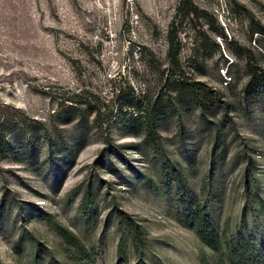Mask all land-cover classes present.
Segmentation results:
<instances>
[{
    "label": "rangeland",
    "instance_id": "obj_1",
    "mask_svg": "<svg viewBox=\"0 0 264 264\" xmlns=\"http://www.w3.org/2000/svg\"><path fill=\"white\" fill-rule=\"evenodd\" d=\"M178 1L0 0V264H264V0Z\"/></svg>",
    "mask_w": 264,
    "mask_h": 264
},
{
    "label": "trees",
    "instance_id": "obj_2",
    "mask_svg": "<svg viewBox=\"0 0 264 264\" xmlns=\"http://www.w3.org/2000/svg\"><path fill=\"white\" fill-rule=\"evenodd\" d=\"M182 0H179L177 3V7L181 6ZM192 10H188L187 13H192ZM145 112L142 115L145 121H147L148 124H150V127H152L155 123V118H151L149 116V110L144 109ZM143 110V111H144ZM147 128V127H146ZM251 180V179H250ZM250 184H252V180L250 181ZM247 187L246 185L244 188ZM184 199L188 203V211L185 220L187 223H189L190 226H192L196 232V235L198 239L204 243L206 246H209L211 248H219L221 247L220 243V237H218L217 232L214 230L211 222L210 217L208 213L206 212L205 204H198L197 196L190 193L185 192ZM85 203V196L81 198L80 201V207L83 206ZM127 228L129 229V240L130 245L134 253L136 254V263H138V260L141 256V242L144 239V234L140 230L138 223L133 220L130 217H127ZM68 240V242L72 243L74 247L78 250V252L83 251V247L81 244H78L74 240H70L69 236L65 233L64 238ZM223 241V250L225 253V259L227 264H263V262H256L254 252L245 246L244 242L235 243L233 239H227L224 236H222ZM122 238L120 237L117 244V255H120L121 252V244H122ZM84 259V258H83Z\"/></svg>",
    "mask_w": 264,
    "mask_h": 264
}]
</instances>
